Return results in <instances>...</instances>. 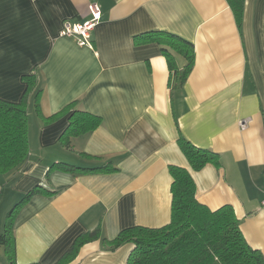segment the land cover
<instances>
[{
  "label": "crops",
  "instance_id": "obj_1",
  "mask_svg": "<svg viewBox=\"0 0 264 264\" xmlns=\"http://www.w3.org/2000/svg\"><path fill=\"white\" fill-rule=\"evenodd\" d=\"M92 4L102 11L93 48L61 37L65 22L90 19ZM154 31L194 44L195 66L182 87L170 88L161 47L138 43ZM26 76L36 80L29 154L0 173V234L15 204L36 187L44 191L16 216L17 264H56L98 227L114 240L132 227L168 225L173 165L191 172L201 204L232 206L247 242L264 256V0L244 1L241 25L229 0H0V101L18 103ZM71 104L102 124L65 146L69 115L48 118ZM180 136L219 154L221 165L194 171ZM56 163L115 170L48 175ZM133 248L109 251L98 240L68 264H127Z\"/></svg>",
  "mask_w": 264,
  "mask_h": 264
},
{
  "label": "trees",
  "instance_id": "obj_2",
  "mask_svg": "<svg viewBox=\"0 0 264 264\" xmlns=\"http://www.w3.org/2000/svg\"><path fill=\"white\" fill-rule=\"evenodd\" d=\"M241 25L245 0H229ZM137 41L149 39L161 47L170 71L171 89L182 87L191 74L196 60L192 42L166 31H154L136 37ZM178 57L183 58V67L178 65ZM26 90L18 103L0 101V173L11 172L21 166L29 154L28 106L29 98L36 89L33 76H26ZM39 110L41 91L35 92ZM68 105L60 115H69V125L60 138L65 146L71 139L91 133L102 124V118L89 112L76 110ZM178 144L194 171H201L208 164L220 166V155L212 150L194 146L184 136ZM73 173L113 171L112 165L97 169H81L65 163L54 164V170ZM173 178L171 222L161 228L132 227L122 231L114 240L104 238L101 227L80 235L70 251L56 264H68L79 254L80 249L91 242L101 240L109 251L132 244L134 246L127 264H264L261 252L247 242L232 206L226 205L216 211L210 210L196 198V183L191 172L179 166H170ZM36 187L28 192L7 214L3 232L0 234V247H3L8 264H17L16 237L14 224L19 210L38 192Z\"/></svg>",
  "mask_w": 264,
  "mask_h": 264
},
{
  "label": "built area",
  "instance_id": "obj_3",
  "mask_svg": "<svg viewBox=\"0 0 264 264\" xmlns=\"http://www.w3.org/2000/svg\"><path fill=\"white\" fill-rule=\"evenodd\" d=\"M89 10L91 14L90 19L82 23L65 22L60 36L75 40L81 47L92 49V33L101 21L102 11L96 4L90 5ZM249 123L250 119H244L239 122V126L242 130H246ZM262 206L264 207V199L262 201Z\"/></svg>",
  "mask_w": 264,
  "mask_h": 264
},
{
  "label": "rangeland",
  "instance_id": "obj_4",
  "mask_svg": "<svg viewBox=\"0 0 264 264\" xmlns=\"http://www.w3.org/2000/svg\"><path fill=\"white\" fill-rule=\"evenodd\" d=\"M0 262H1V264H5V258H4V255L2 253L0 256Z\"/></svg>",
  "mask_w": 264,
  "mask_h": 264
}]
</instances>
